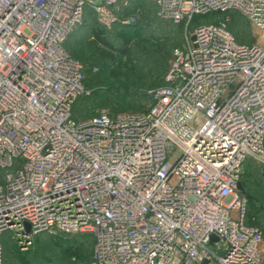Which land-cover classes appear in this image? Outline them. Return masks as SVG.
<instances>
[{
    "label": "built area",
    "instance_id": "built-area-1",
    "mask_svg": "<svg viewBox=\"0 0 264 264\" xmlns=\"http://www.w3.org/2000/svg\"><path fill=\"white\" fill-rule=\"evenodd\" d=\"M94 1L0 0V264L3 234L27 249L41 232L91 233L92 264H263L241 181L264 165V0H151L184 27L164 84L142 110L75 118L89 90L64 42L85 5L135 19ZM228 12L258 39L192 25Z\"/></svg>",
    "mask_w": 264,
    "mask_h": 264
},
{
    "label": "rangeland",
    "instance_id": "rangeland-1",
    "mask_svg": "<svg viewBox=\"0 0 264 264\" xmlns=\"http://www.w3.org/2000/svg\"><path fill=\"white\" fill-rule=\"evenodd\" d=\"M129 1L133 6L128 15H134L135 19L128 24L133 25L116 22L104 28L96 22L89 5H85L81 25L69 35L66 48L84 64L86 88L89 90L73 105L72 114L76 118H84L103 110L114 113L136 110L147 105L149 98L144 90L163 83L171 51L183 41V25L157 19L151 0ZM211 14L214 15L195 16L192 25L224 21L238 42L251 44L258 39L248 19L239 13ZM94 32L99 33L107 44L97 40ZM123 35L130 37L131 50L120 54ZM160 45H164V51L165 48L169 50V58L163 66L155 53V47ZM259 166L264 167L252 159L243 163L245 184L250 197L264 207V174H259ZM260 227L264 264V222ZM13 240L11 233L2 236V264H74L80 259L79 252L84 253L88 261L86 263L89 264L91 257L92 238L89 234H72L67 240H58L42 232L34 237L27 249H20Z\"/></svg>",
    "mask_w": 264,
    "mask_h": 264
},
{
    "label": "trees",
    "instance_id": "trees-1",
    "mask_svg": "<svg viewBox=\"0 0 264 264\" xmlns=\"http://www.w3.org/2000/svg\"><path fill=\"white\" fill-rule=\"evenodd\" d=\"M152 2V1H151ZM89 4H86V6H88ZM152 5H153V9H154V14H155V16H156V18L157 19H160V20H163V21H167V20H165V19H162V18H160L159 16H157V14H156V9H155V6H154V4H153V2H152ZM86 6H85V8H84V11H85V9H86ZM118 6H119V10H117L116 11V14L118 15V16H126V15H128L129 13H130V8H132V3H130V1L128 2V0H120L119 2H118ZM89 7H90V9L92 10V12L94 13V16H95V20H96V22L100 25V26H102V27H104V28H106L105 26H103V25H101L98 21H97V19H96V15H95V12H94V9H93V7L91 6V5H89ZM112 7H114V6H112ZM84 15H85V12H84V14H83V18H82V21H83V19H84ZM209 15V17H212L214 14H208ZM82 21H81V23H82ZM155 21H158V20H156L155 19ZM168 22H170L171 24H173V25H180V24H176V23H174V22H172V21H170V20H168ZM81 23L79 24V25H81ZM116 23V22H115ZM119 23V22H118ZM114 24V23H113ZM121 24V23H120ZM130 24H134V23H130ZM130 24H126V25H130ZM79 25L77 26V27H75L71 32H73L76 28H78L79 27ZM71 34V33H70ZM69 34V35H70ZM94 37L97 39V40H99L100 42H102V43H104V44H107V42L105 41V40H103L102 38H101V36H100V34L99 33H97V32H94ZM68 38H69V36L67 37V39H66V41L64 42V48H65V50L73 57V58H75V59H77L78 61H80L78 58H76L75 56H73L69 51H68V49L66 48V42H67V40H68ZM121 40H122V48L121 49H119V53L120 54H125V53H129L130 52V50H131V46H130V37H127L126 35H123L122 37H121ZM180 45V44H179ZM163 46L164 45H160V46H157V47H155V53H156V55H158V57H159V59H160V64H162V66L163 65H165V63L167 62V60H168V58H169V50L167 49V48H165V51L163 50ZM178 46V45H177ZM176 47V46H175ZM175 47H173V49L175 48ZM173 49H172V51H173ZM172 51H171V54H172ZM170 57H171V55H170ZM170 59V58H169ZM81 62V61H80ZM168 62H169V60H168ZM81 64H82V66H83V73H84V85L86 86V82H85V67H84V64L81 62ZM167 68H168V64H167V67H166V69H165V73H166V70H167ZM165 73H164V76H165ZM164 84V80H163V83H161V84H158V85H154V86H151L149 89H145L144 91L146 92V94H147V96H148V98H149V103L151 102V98H150V93H149V91L150 90H152L153 88H155V87H158V86H161V85H163ZM83 95H85V94H81V95H79L78 97H77V99H76V101H75V103H74V105L76 104V102L78 101V99L80 98V97H82ZM149 103L147 104V105H145V106H143V107H141V108H139V109H136V110H120V111H117V112H114V113H110V115H114V114H116V113H118V112H122V111H139V110H142V109H144V108H146L148 105H149ZM97 114V113H96ZM96 114H93V115H96ZM93 115H89V116H85V117H90V116H93ZM74 117V116H73ZM76 118V117H75ZM258 167V166H257ZM259 174H261V175H263L264 174V167L263 166H259ZM0 174H1V177L3 176V171L2 170H0ZM242 188H243V191H244V193L246 194V196H247V198H248V221H249V223H251V224H253V225H255V226H257L258 228H259V230L261 231V227H260V224H262L263 222H264V207H262L260 204H257V202L254 200V199H252V197H250V194H249V191H248V188H247V185L245 184V176H244V168H243V173H242ZM264 229V228H263ZM42 233V232H41ZM44 233H47V232H44ZM40 234V233H39ZM50 236H52L53 238H57L58 240L60 239H65V240H67V239H69V237L72 235V234H67V233H55V234H51V233H48ZM74 234H89V235H91V238H92V244H91V247H93V241H94V239H93V235L91 234V233H89V232H78V233H74ZM261 234H262V231H261ZM38 235V234H37ZM15 240H13V242H14ZM15 243H17L16 241H15ZM18 245V244H17ZM2 246H3V243H2ZM19 247V246H18ZM20 248V247H19ZM84 253H81V252H79V256H80V259L78 260V262H76V263H74V264H87L86 262H88L87 261V259H86V257H85V255H83ZM2 259H3V254H2ZM1 264H2V262H1ZM89 264H92V248H91V257H90V260H89Z\"/></svg>",
    "mask_w": 264,
    "mask_h": 264
},
{
    "label": "water",
    "instance_id": "water-1",
    "mask_svg": "<svg viewBox=\"0 0 264 264\" xmlns=\"http://www.w3.org/2000/svg\"><path fill=\"white\" fill-rule=\"evenodd\" d=\"M87 1H91V0H87ZM101 3V1L100 0H95L94 2H93V4H95V5H98V4H100ZM239 187H240V184H239ZM207 263V260H204L203 261V264H206Z\"/></svg>",
    "mask_w": 264,
    "mask_h": 264
}]
</instances>
